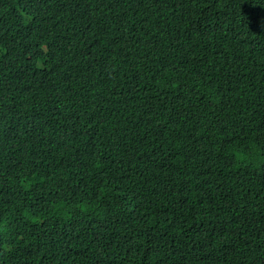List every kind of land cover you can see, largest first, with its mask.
I'll return each mask as SVG.
<instances>
[{
  "label": "trees",
  "instance_id": "obj_1",
  "mask_svg": "<svg viewBox=\"0 0 264 264\" xmlns=\"http://www.w3.org/2000/svg\"><path fill=\"white\" fill-rule=\"evenodd\" d=\"M263 7L0 0V264H264Z\"/></svg>",
  "mask_w": 264,
  "mask_h": 264
},
{
  "label": "clouds",
  "instance_id": "obj_2",
  "mask_svg": "<svg viewBox=\"0 0 264 264\" xmlns=\"http://www.w3.org/2000/svg\"><path fill=\"white\" fill-rule=\"evenodd\" d=\"M258 18L264 17V7L259 11ZM262 90L256 88V102L258 101V95ZM261 112V115H258L261 119L260 126L256 127V142L264 144V103L260 106H256Z\"/></svg>",
  "mask_w": 264,
  "mask_h": 264
},
{
  "label": "bare ground",
  "instance_id": "obj_3",
  "mask_svg": "<svg viewBox=\"0 0 264 264\" xmlns=\"http://www.w3.org/2000/svg\"><path fill=\"white\" fill-rule=\"evenodd\" d=\"M131 41V40H130ZM128 47H130V46H128Z\"/></svg>",
  "mask_w": 264,
  "mask_h": 264
}]
</instances>
